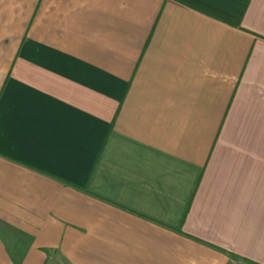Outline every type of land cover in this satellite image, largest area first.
I'll return each mask as SVG.
<instances>
[{
  "label": "crops",
  "instance_id": "crops-1",
  "mask_svg": "<svg viewBox=\"0 0 264 264\" xmlns=\"http://www.w3.org/2000/svg\"><path fill=\"white\" fill-rule=\"evenodd\" d=\"M0 264H264V0H0Z\"/></svg>",
  "mask_w": 264,
  "mask_h": 264
}]
</instances>
